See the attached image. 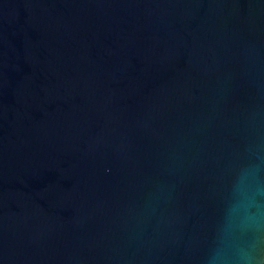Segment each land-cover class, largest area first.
Listing matches in <instances>:
<instances>
[{
  "label": "water",
  "instance_id": "1",
  "mask_svg": "<svg viewBox=\"0 0 264 264\" xmlns=\"http://www.w3.org/2000/svg\"><path fill=\"white\" fill-rule=\"evenodd\" d=\"M0 264H264V0H0Z\"/></svg>",
  "mask_w": 264,
  "mask_h": 264
}]
</instances>
